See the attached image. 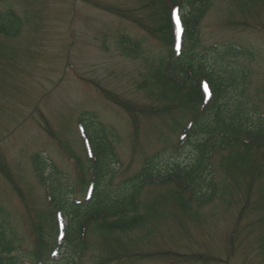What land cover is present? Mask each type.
Masks as SVG:
<instances>
[{"label": "rangeland", "instance_id": "1", "mask_svg": "<svg viewBox=\"0 0 264 264\" xmlns=\"http://www.w3.org/2000/svg\"><path fill=\"white\" fill-rule=\"evenodd\" d=\"M262 1L212 0L199 33L200 55L213 63L231 46L253 50L234 59L249 68L244 99L252 114L253 105L264 107V33L253 28H264ZM168 5L169 0H0V12L13 10L18 18L0 16L5 29L0 32V167L15 182L0 170V215L6 221L9 213V231L22 240L19 257L32 260L29 232L45 229L51 238L54 229L53 207L34 172L33 156L41 166L47 158L55 164L47 174L63 187V197L86 186L78 167L81 159L87 168L79 121L86 127L101 121L116 138L118 131L122 135L115 144L123 162L116 182L141 169L144 155L177 142V130L190 113L159 74L160 58L169 49L164 35L151 30ZM121 36L130 43L124 45ZM101 89L121 98H107ZM94 129L90 133L105 132L99 124ZM254 152L237 167L224 165L229 149L215 152L209 171L215 197L202 206L192 203L194 212L183 215L184 228L170 216L171 208L178 211L171 201L175 183L145 187L139 206L143 224L118 234L93 232L82 253L73 254L76 264L108 258L107 264H264V149ZM168 155V164H187L192 151L172 148L159 160ZM254 170L257 178L251 182ZM160 251L168 253L160 256Z\"/></svg>", "mask_w": 264, "mask_h": 264}, {"label": "trees", "instance_id": "2", "mask_svg": "<svg viewBox=\"0 0 264 264\" xmlns=\"http://www.w3.org/2000/svg\"><path fill=\"white\" fill-rule=\"evenodd\" d=\"M211 4L212 0L188 1L189 9L184 15L186 42L183 53L176 57L172 49L168 61L162 59L158 66L159 74L163 79L166 76L167 84L172 86L170 93L179 97L188 112L194 114L196 124L194 130L190 129V132H187L189 138L186 143V149L192 151L190 162L186 165L176 163L165 167L152 164L145 173H139L123 181L121 186L114 187L111 182L115 175L111 167V161L114 159L113 148L101 133L92 131V141L97 154V160L94 162V177L98 182L93 198L87 203L76 204L69 200V196L63 198L64 194L60 195L63 191L60 185H53L54 205L70 217L66 242L71 251L66 253L58 264H68L72 251H79L84 247L80 240L82 229L98 216H104L99 228L108 232H126L141 226L144 218L139 214L137 199L147 184H152L156 179L166 183L177 181V190L171 201L174 208L181 212L189 209L192 203L201 206L209 204L213 201L217 189L213 173L209 172L215 152L229 149L230 154L227 153L223 157L224 165L235 164L237 167L246 163L247 154H251L252 158L253 155H257L254 151L264 147V118L260 115L251 116L250 113L246 116V103L239 96L242 95L241 91L246 90V72L238 69L235 63L227 62L221 52L214 63L196 52L200 24ZM170 14L168 11L164 28L171 32ZM15 15L12 11L8 12V15L0 13L2 18L13 16L18 20ZM0 32H5L1 26ZM203 82L209 84L214 93L211 101L204 96ZM236 95L237 98L234 99ZM205 105L207 112L199 118V106L205 107ZM94 126H88L89 130H95ZM195 132L197 136H194ZM201 133H204V138H200ZM255 143H259L261 148L254 147ZM35 161H38L37 156ZM37 168L41 176H44L45 169ZM234 177L232 174V178ZM251 178L253 182L257 178L256 174L252 173ZM46 179L47 177L43 178ZM187 195L191 199L190 202ZM174 204L183 207V210L178 209ZM151 216L153 217V213ZM49 218H51L49 224L57 231L55 212H52ZM7 240L6 231L3 229L0 232L2 250L6 254H11L14 249ZM50 246L51 241L42 236L38 237L36 258L44 260ZM0 264H16V261L13 256L0 257Z\"/></svg>", "mask_w": 264, "mask_h": 264}, {"label": "snow or ice", "instance_id": "3", "mask_svg": "<svg viewBox=\"0 0 264 264\" xmlns=\"http://www.w3.org/2000/svg\"><path fill=\"white\" fill-rule=\"evenodd\" d=\"M177 23H179V16L177 15Z\"/></svg>", "mask_w": 264, "mask_h": 264}]
</instances>
